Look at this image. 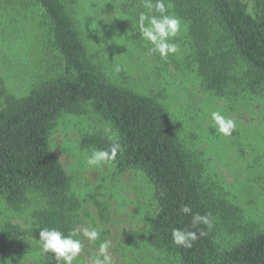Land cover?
<instances>
[{
    "label": "rangeland",
    "instance_id": "374dc122",
    "mask_svg": "<svg viewBox=\"0 0 264 264\" xmlns=\"http://www.w3.org/2000/svg\"><path fill=\"white\" fill-rule=\"evenodd\" d=\"M116 1L76 0L74 18L90 58L110 81L155 98L166 108L208 197L218 246L228 250L264 232V91L232 86L224 97L206 91L192 66L188 23L174 12L170 0H165L168 14L180 18L182 26L172 41L180 51L166 60L149 54L151 45L141 38L138 20L133 25L138 38L133 32L127 35V16L116 8ZM247 3L255 16V2ZM140 11L149 12L143 4ZM43 22L28 1L0 0V79L6 93L17 99L62 72ZM235 67L240 75L242 65ZM211 111L235 120L230 136L216 131ZM109 135L118 139L112 124L88 104L80 114L62 116L50 136L77 202L73 228L99 232L96 241L76 237L82 251L73 264H92L103 243L108 244L112 264H180L176 256L148 242L159 210L146 175L119 173L112 162L98 168L87 164V156L97 148L86 140ZM46 207V198L37 192H30L18 210L0 198V235L7 223L23 229L20 244L0 254V264H57L38 240L36 214Z\"/></svg>",
    "mask_w": 264,
    "mask_h": 264
},
{
    "label": "trees",
    "instance_id": "16d2710c",
    "mask_svg": "<svg viewBox=\"0 0 264 264\" xmlns=\"http://www.w3.org/2000/svg\"><path fill=\"white\" fill-rule=\"evenodd\" d=\"M44 19L46 35L62 72L17 99L6 93L0 79V198L18 210L37 192L47 207L36 214L37 232L56 228L67 235L73 229L71 179L54 154L50 136L66 114L92 108L109 121L122 146L111 161L119 173L138 171L154 188L158 215L148 242L179 259L180 264H264V232L222 250L211 227L192 226V214L207 215L210 203L166 108L155 98L110 81L90 58L74 18L76 0H26ZM170 0L174 12L188 23L192 66L206 91L224 97L232 86L243 91H264V0ZM142 0H117L126 15L124 30L138 38L133 25ZM242 65L238 75L236 65ZM108 149L106 138L86 140ZM189 205L192 214L179 211ZM195 231L192 247L176 245L172 229ZM203 231V235L200 232ZM23 229L7 223L0 235V254L7 255L21 242ZM55 260L54 254L46 253Z\"/></svg>",
    "mask_w": 264,
    "mask_h": 264
},
{
    "label": "clouds",
    "instance_id": "9594fccd",
    "mask_svg": "<svg viewBox=\"0 0 264 264\" xmlns=\"http://www.w3.org/2000/svg\"><path fill=\"white\" fill-rule=\"evenodd\" d=\"M143 7L149 12H139L138 28L141 38L151 45L149 54H158L162 59L180 51L179 45L172 42L181 32L182 21L175 15L168 14L165 0H142ZM210 119L216 131L227 137L235 130L236 123L231 117L223 115L220 111H211ZM106 131H111L106 129ZM111 142L108 149H93L87 156V164L92 167H101L114 161L122 151L121 144L115 135L108 136ZM184 214H192V209L185 204L180 209ZM204 224L211 227V220L207 215L192 214V226ZM203 231L200 235H203ZM82 235L89 241H96L99 232L88 227L73 228L67 235L56 228H43L39 232V241L45 253L54 254L57 264H73L82 251V241L76 237ZM173 242L186 248L192 247V242L197 239L195 231H185L180 228L172 229ZM108 244L100 245L98 254L92 258V264H112V259L107 253Z\"/></svg>",
    "mask_w": 264,
    "mask_h": 264
}]
</instances>
